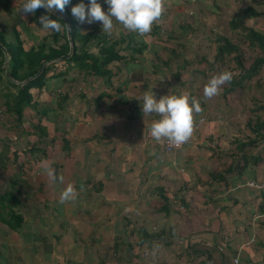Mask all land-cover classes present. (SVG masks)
Returning a JSON list of instances; mask_svg holds the SVG:
<instances>
[{"label":"crops","instance_id":"0c3cea01","mask_svg":"<svg viewBox=\"0 0 264 264\" xmlns=\"http://www.w3.org/2000/svg\"><path fill=\"white\" fill-rule=\"evenodd\" d=\"M97 2L107 13L105 0ZM24 3L0 1L12 21L0 20L7 42L19 24L39 36L26 47L57 33L42 29L41 15H25ZM113 23L111 34L102 33V22L81 30L115 42L120 59L107 74L53 62L19 119L5 106L16 90L1 88L0 264H233L235 257L264 264V140L256 130L264 122V66L248 77L240 66L250 69L262 53L248 30L264 42V0H166L143 37ZM96 39L86 49L101 58ZM222 71L232 81L206 99L204 86ZM149 90L157 99L170 91L200 102L194 123L203 121L171 154L151 136L160 117L142 113ZM43 161L62 183L49 181ZM69 183L77 196L62 204Z\"/></svg>","mask_w":264,"mask_h":264},{"label":"clouds","instance_id":"9594fccd","mask_svg":"<svg viewBox=\"0 0 264 264\" xmlns=\"http://www.w3.org/2000/svg\"><path fill=\"white\" fill-rule=\"evenodd\" d=\"M109 6L107 13L97 0H90L88 5L80 3L72 7L71 12L79 23L92 24L102 22V33L111 34L114 28L113 21L119 22L124 29L145 36L152 31L165 11L166 0H105ZM70 0H25L21 11L26 15L34 14L37 9L43 8L48 15L40 17L42 29L59 33L62 25L58 19H50L53 10L63 12ZM230 71H222L213 75L203 89V96L211 99L220 94L221 88L232 81ZM141 110L143 115L156 114L160 118L151 124V136L156 141L167 140L169 143L180 146L186 143L194 131V114L202 111L200 102L191 98L188 93L169 94L157 99L153 90L146 91L142 96ZM46 175L52 184L57 180L62 183L63 176L57 177L55 169L47 161L42 162ZM77 193L69 183L60 194V203L73 201Z\"/></svg>","mask_w":264,"mask_h":264},{"label":"trees","instance_id":"16d2710c","mask_svg":"<svg viewBox=\"0 0 264 264\" xmlns=\"http://www.w3.org/2000/svg\"><path fill=\"white\" fill-rule=\"evenodd\" d=\"M72 2L80 3L81 0H71L70 3ZM86 2L89 4L90 0H83V3ZM249 10L250 12H253V9L250 8ZM64 11L70 19V40L72 41L73 45L72 55L66 61H72L76 63V65L80 69L91 68L90 71L93 72L92 74H107L106 67L109 62H111L112 60L120 59L118 53L114 51L115 42H110L111 44L107 45L109 43V40L96 39L97 36H95L92 32L83 35L81 33L83 25L79 23L77 19L72 18V16L66 9H64ZM42 12H45V14L48 15L46 10L43 8L37 9L34 14L39 16L40 14H42ZM50 18L58 19L61 25L63 26L62 30L59 33L50 34L49 37L44 38L40 44L32 45L30 47L23 46V43L19 39L17 31H15L14 33L15 42H7L4 32L2 33V31H0V44L3 45L10 54V61L7 68V72L13 80L22 82L30 77H33L44 63L50 60L58 59L61 56L68 54L70 47L69 40L67 39L66 35L65 23L60 17L50 15ZM236 25V22H231V27H235ZM248 31L250 36L255 39H258V41H261L260 50L262 52L260 57H257L254 62L250 65V69H246L244 65H240L242 66L241 69L245 68L246 72H248L249 76H251L257 73L259 69L264 66V42L262 37L263 35L253 29H249ZM48 38L50 39L51 43H48ZM60 38H62L64 42L58 45ZM92 39H96L97 42L99 41V44L100 42H102L103 44L102 50L100 51V54L102 56L101 58L93 56V54H90L86 49V46L88 45V43H90ZM79 43L81 45L78 47ZM222 46L223 45H221V47L219 48L220 55L223 54ZM224 48L230 49L233 52L236 50L234 45L227 41L224 43ZM241 56L242 55H237L236 58L240 59ZM3 61L4 55L0 49V89L4 84H6L11 89L16 90L15 96L11 99L12 107L9 105V102L6 103L5 106L7 111L12 110L13 112H15L18 115L19 119L21 117L23 108L26 106H31L35 102L31 91L34 89L40 90L43 87L48 72L51 70L52 67H55L58 63H52L47 68H45V70H43L36 78L28 81L23 86H18L12 82H9L6 78L5 80H3ZM60 75L61 73H58L56 75H52L51 77H59ZM263 129L264 122H260L256 126V130L262 132L260 138L264 140V132L262 131Z\"/></svg>","mask_w":264,"mask_h":264},{"label":"rangeland","instance_id":"374dc122","mask_svg":"<svg viewBox=\"0 0 264 264\" xmlns=\"http://www.w3.org/2000/svg\"><path fill=\"white\" fill-rule=\"evenodd\" d=\"M1 1V0H0ZM71 1V0H70ZM65 9L69 12L70 11V7H69V4L65 7ZM14 12H15V9H14ZM65 12V11H64ZM41 16H43V15H46L45 14V12H42V14H40ZM7 16H11V14L10 13H8V15ZM31 18H32V16H31ZM0 20L1 21H3L4 23H6V26L7 25H9L10 23H12V21L8 18H6V16L2 13V12H0ZM13 20H14V17H13ZM85 24H87V23H85ZM15 30L18 32L17 34L19 35V39L21 40V42L23 43V44H29V41L28 40H30V39H35L36 40V37H39L37 34H34V35H32V34H28V30H29V27H28V25H26V24H19V26L18 27H16L15 28ZM5 34V33H4ZM31 41V40H30ZM34 41V40H33ZM15 42V41H14ZM39 42V41H38ZM248 52V51H247ZM259 54H261V53H259ZM258 54V55H259ZM246 56H247V53L245 54ZM258 55L256 56V57H258ZM246 67H248V65H246ZM53 68V67H52ZM245 72V71H244ZM3 73V72H2ZM244 76H249V73L248 72H245L244 73ZM5 78L7 79V77L4 75V73H3V80H5ZM9 81V80H8ZM10 82V81H9ZM5 85V87L6 88H9V89H11L8 85H6V84H4ZM43 91L45 90V88L44 89H42ZM0 92H1V89H0ZM33 94H35L36 93V91H34L33 90V92H32ZM42 95H43V93H41ZM44 96V95H43ZM2 106H4V104H3V100H2V98L0 97V109H1V107ZM5 107V106H4ZM27 108H29L30 106H26ZM25 107V108H26ZM59 107V105L58 106H55V107H53L54 109H57ZM26 108V109H27ZM46 114H47V112H46ZM2 114H0V116H1ZM5 119H4V117H0V121H1V123H2V121H4ZM39 122V121H38ZM58 122L59 121H56L55 123L57 124V126H59L58 125ZM10 124H12L11 123V121H9V120H7V122H6V126H9ZM42 124V123H41ZM2 127L0 128V134L1 135H3V133H2V131L4 130V128H5V126H3V124L1 125ZM32 126L33 127H36V128H39L38 126V123L37 122H33L32 123ZM6 129V128H5ZM41 129V128H40ZM12 132V131H11ZM51 133L52 132H50V133H45L44 132V135L45 134H49V135H51ZM42 140H44V139H42ZM45 141H47V140H44L43 142L45 143ZM46 144V143H45Z\"/></svg>","mask_w":264,"mask_h":264},{"label":"water","instance_id":"95a60500","mask_svg":"<svg viewBox=\"0 0 264 264\" xmlns=\"http://www.w3.org/2000/svg\"><path fill=\"white\" fill-rule=\"evenodd\" d=\"M52 14L55 15V16H57V17H60V18L64 21V23H65V28H66L67 37H68V39H69V41H70V51H69V53H68L67 55H64V56L58 58V59L50 60V61L44 63V64L40 67V69L38 70V72H37L33 77H30V78H28V79H26V80H24V81H22V82H18V81L13 80V79L9 76V74H8V72H7V67H8V65H9V61H10V54H9V52L5 49V47H4L3 45L0 44V49H1L2 53H3V55H4V61H3V65H2V72L4 73V75L7 77V79H8L10 82H12V83H14V84H16V85H18V86H23V85H24L25 83H27L28 81H30V80L36 78V77H37V76H38L43 70H45V68H46L47 66H49V65L52 64L53 62L58 61V60H67V59L71 56V53H72V41L70 40V19H69L68 15H67L64 11H63V12H60L59 10H55V9H54Z\"/></svg>","mask_w":264,"mask_h":264},{"label":"built area","instance_id":"2783aa9c","mask_svg":"<svg viewBox=\"0 0 264 264\" xmlns=\"http://www.w3.org/2000/svg\"><path fill=\"white\" fill-rule=\"evenodd\" d=\"M203 121V119L199 120L198 122L194 123V128L197 129L200 125V123ZM187 143V142H186ZM185 144V143H184ZM184 144L180 145V146H175L171 143H169L167 140H165L163 142V151L167 154H171L174 151H176L177 149H179L180 147H182ZM250 186L252 187H257L258 185L253 184V183H249ZM259 187V186H258ZM233 264H239V259L237 257L233 258L232 260Z\"/></svg>","mask_w":264,"mask_h":264}]
</instances>
